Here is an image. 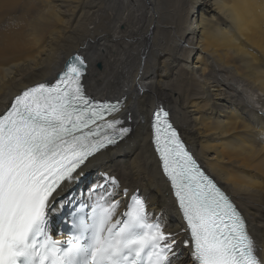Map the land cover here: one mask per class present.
<instances>
[{"label": "bare ground", "instance_id": "obj_1", "mask_svg": "<svg viewBox=\"0 0 264 264\" xmlns=\"http://www.w3.org/2000/svg\"><path fill=\"white\" fill-rule=\"evenodd\" d=\"M75 55L87 61L92 96L127 97L121 114L131 113L133 132L57 200L79 199L109 173L121 191L145 198L151 218L175 234L174 264H188L150 143V115L162 105L264 254V0H0V114L22 90L53 82ZM59 222L58 213L52 232Z\"/></svg>", "mask_w": 264, "mask_h": 264}, {"label": "snow or ice", "instance_id": "obj_2", "mask_svg": "<svg viewBox=\"0 0 264 264\" xmlns=\"http://www.w3.org/2000/svg\"><path fill=\"white\" fill-rule=\"evenodd\" d=\"M87 75L86 59L75 55L54 82L26 88L0 114V264H174L175 234L151 218L138 192L121 191L117 177L101 173L79 199L57 200L133 132L131 113L127 122L120 115L127 97L95 99ZM149 130L185 225L188 264H264L244 217L186 148L170 112L154 109ZM65 208L61 241L50 224Z\"/></svg>", "mask_w": 264, "mask_h": 264}, {"label": "rangeland", "instance_id": "obj_3", "mask_svg": "<svg viewBox=\"0 0 264 264\" xmlns=\"http://www.w3.org/2000/svg\"><path fill=\"white\" fill-rule=\"evenodd\" d=\"M16 15H17V14H16ZM16 17H17V16H16ZM95 67H96V69H97V70L101 68V66H100V68H98V65H97V64H96V66H95ZM96 181H97V180H96Z\"/></svg>", "mask_w": 264, "mask_h": 264}]
</instances>
